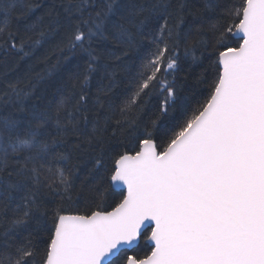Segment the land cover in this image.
<instances>
[{
	"label": "snow or ice",
	"instance_id": "snow-or-ice-1",
	"mask_svg": "<svg viewBox=\"0 0 264 264\" xmlns=\"http://www.w3.org/2000/svg\"><path fill=\"white\" fill-rule=\"evenodd\" d=\"M208 12L207 27L186 19ZM38 28L88 60L55 104L0 88V264H264V0H0L4 43L28 55ZM209 48L215 78L192 107L180 52L196 64ZM132 53L130 95L105 107ZM100 60L110 83L93 98Z\"/></svg>",
	"mask_w": 264,
	"mask_h": 264
},
{
	"label": "trees",
	"instance_id": "trees-1",
	"mask_svg": "<svg viewBox=\"0 0 264 264\" xmlns=\"http://www.w3.org/2000/svg\"><path fill=\"white\" fill-rule=\"evenodd\" d=\"M37 2L41 5H51L53 3L59 5L61 0H37ZM189 3L194 4L196 8H200L203 0H189ZM46 11L47 8L44 7L38 9L33 20L38 19ZM217 15L216 13L208 12L205 14L203 20L193 16H187L186 19L195 21V29L201 26L207 27L208 24L215 22ZM12 27L14 30L20 28V35H23L24 26L22 24L17 25L13 22ZM40 31H47V29L38 28L35 32L29 33L33 40H40V43L31 49L25 47L24 51L28 52V55L11 48L10 41L6 44L0 40V88L5 87L9 81L13 83L18 82L21 87L29 88L30 95L22 100V105L25 108H30L34 103L42 101L52 104L58 102L61 99L62 86L69 80L70 74L84 71L86 61L88 60L87 55L79 50L74 53L65 50L61 53L57 49L60 37L53 35L42 38L39 35ZM103 47L104 45L100 46L101 50ZM143 54H147V49L144 50ZM180 55L182 68L176 73V82L179 87L184 89L185 94L190 96L192 107H197V102H202L207 97L209 91L208 85L215 78L213 64L215 57L212 56L210 48L203 52L201 61L196 64L191 62L190 57L185 58L182 50ZM197 55L199 56L200 52H197ZM136 57V53L130 54L129 57L124 58V63L115 69L116 79L112 81L111 91L108 92L107 96L101 94V100L104 102L105 107L111 104L113 109H118L123 106L130 95L129 82L134 77L136 66L139 63ZM104 63V60H100V69L91 74L87 90L93 98L97 95L98 90H106L110 83L108 78L101 79L104 75ZM201 76L205 77L207 82L197 84V79ZM16 103L20 104L21 102L17 101ZM159 103L160 97L152 96L151 98H145L139 115L145 121L155 116ZM11 111H13L11 105L0 107V114L7 115ZM80 178H83V172H81Z\"/></svg>",
	"mask_w": 264,
	"mask_h": 264
}]
</instances>
